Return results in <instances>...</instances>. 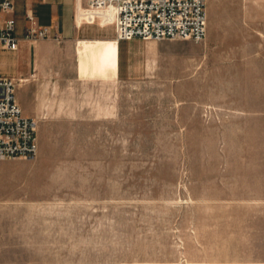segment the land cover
<instances>
[{"label": "rangeland", "instance_id": "374dc122", "mask_svg": "<svg viewBox=\"0 0 264 264\" xmlns=\"http://www.w3.org/2000/svg\"><path fill=\"white\" fill-rule=\"evenodd\" d=\"M207 16L120 42L116 80L49 66L37 156L0 161V264H264V0Z\"/></svg>", "mask_w": 264, "mask_h": 264}, {"label": "crops", "instance_id": "0c3cea01", "mask_svg": "<svg viewBox=\"0 0 264 264\" xmlns=\"http://www.w3.org/2000/svg\"><path fill=\"white\" fill-rule=\"evenodd\" d=\"M13 1L19 49L0 45V76L19 80L22 88L17 99L25 116L39 120L55 112L52 99L57 88L48 69L63 57L77 65L79 74L87 73L88 79H118L121 61L115 23H105L102 15L90 19L86 3L77 0ZM27 12L32 13L35 25L52 27L59 40H26ZM7 17L0 12V22Z\"/></svg>", "mask_w": 264, "mask_h": 264}, {"label": "built area", "instance_id": "2783aa9c", "mask_svg": "<svg viewBox=\"0 0 264 264\" xmlns=\"http://www.w3.org/2000/svg\"><path fill=\"white\" fill-rule=\"evenodd\" d=\"M85 2L89 18L102 15L105 23H115L118 42L133 39L203 41L207 36V0H77ZM0 12L8 17L0 22V45L12 51L19 49L16 36L15 4L0 0ZM110 17L111 19H108ZM30 23L24 38L59 40L50 26ZM19 80L0 76V161L35 158L39 152V120L25 116L16 96Z\"/></svg>", "mask_w": 264, "mask_h": 264}]
</instances>
